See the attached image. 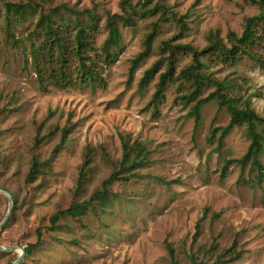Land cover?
<instances>
[{"label": "rangeland", "instance_id": "1", "mask_svg": "<svg viewBox=\"0 0 264 264\" xmlns=\"http://www.w3.org/2000/svg\"><path fill=\"white\" fill-rule=\"evenodd\" d=\"M8 1L27 0H0V8ZM121 1L48 0L46 7L65 3L91 8L104 25L108 14L121 12ZM138 1H148V8L161 2L182 21L160 22L151 51L130 82L131 60L144 49L160 14L122 26L123 51L105 71V89L41 90L31 62L0 32V187L13 194L17 206L0 230V243L25 247L36 241L42 228L44 243L25 253L22 264H171L166 242L174 247L178 264H192L191 254L204 264H264V180L250 163L235 160L224 173L226 161L242 157L249 148L246 124L235 126L219 147L221 131L211 134L229 123V111L211 100L202 106V121L195 128L190 114L195 101H182L188 84L180 81L169 84L156 113L149 101L166 61L150 84L139 88L145 70L169 54L161 49L163 41L204 48L211 31L227 41L230 31L241 35L245 17L259 14L262 6L252 0H132ZM25 30L26 25L20 26L17 33ZM106 36L103 29L98 46ZM253 52L264 59V34ZM200 59L207 63L205 73L235 80L228 94L237 97L239 105L249 101L264 116V68L257 61L247 56L235 64L209 56ZM191 62L189 52L179 55L176 74ZM121 135L142 142L148 162L132 170L128 179L114 180L112 200L105 207L61 217L51 228L55 212L89 199L119 169ZM89 147L93 154L88 177L78 190ZM33 158L42 163L41 171L28 178ZM260 160L264 164V152ZM8 209L9 195L0 190L1 221ZM18 255L6 252L0 264L12 263Z\"/></svg>", "mask_w": 264, "mask_h": 264}, {"label": "trees", "instance_id": "2", "mask_svg": "<svg viewBox=\"0 0 264 264\" xmlns=\"http://www.w3.org/2000/svg\"><path fill=\"white\" fill-rule=\"evenodd\" d=\"M252 1L261 5L262 11L257 15L245 17L241 35L230 31L226 41L217 32L211 31L208 37L209 44L204 48L190 43L176 44L169 40L163 41L161 49L168 51L169 54L159 58L145 70L139 81V88L144 89L149 85L156 73L159 72L160 65L166 61V70L160 72L149 105H152L154 111L159 113V105L166 97L169 84L176 81H180L181 85L188 84V88L181 98L185 104L195 101L190 109V114L194 116L195 128H197L202 121V106L211 100L217 101L220 107H225L231 115L226 126L213 129L212 137L216 131H221L218 137V146L221 147L225 136L239 125L246 124L247 133L251 139L249 148L242 157L226 161L224 173L228 172V166L234 160L242 165L250 163L262 181L264 180V164L261 162L260 156L264 152V116L259 115L249 101L239 105V99L228 94V91L234 88L235 80H219L210 73H205L203 68L207 63L200 59L202 56H209L224 63L235 64L247 56L264 68V59L253 52L264 34V0ZM47 2L48 0L8 1L4 2L3 8H0V19L2 20L0 32L4 33L8 44L20 49L25 60L31 62L37 75L39 87L43 91H48L52 87L81 90L107 88L105 71L118 61L123 51L122 26L131 27L138 17L154 16L159 13L160 16L152 23V30L145 38L144 49L131 60L130 82L136 68L149 55L152 43L159 31L160 22L172 19L179 24V21H182L161 2L148 8V1H138L133 4L132 0H122L120 3L121 12L108 14L104 25L101 24L99 15L91 8L78 9L65 3L46 7ZM24 25H26L25 32L17 33L18 28ZM182 26L185 28L186 23L182 22ZM103 29L106 30L107 36L102 45L98 46L97 38ZM186 52L192 55V62L176 74L175 64L178 57ZM211 86H214L215 89L210 91L207 96L201 97L200 95ZM68 130V128L64 129L63 139L66 138ZM121 140L123 154L119 161V169L113 171L108 178L103 180L101 188L95 189L89 199L74 202L68 208L55 212L51 216V228H54V224L61 217H79L87 214L89 209L94 210L97 206L105 207L112 200L110 185L114 180L128 179L132 170L144 166L148 162V150L142 142L131 141L128 135H121ZM57 149L58 147L55 150ZM92 154L93 148L89 147L78 179V190L82 189L84 181L88 177V165L92 160ZM41 166L42 163L33 158L28 178H34L41 171ZM121 171H124L125 175H120ZM14 203L13 208H17L15 197ZM199 227L198 223L196 234L199 232ZM44 241L42 228H38L36 241L25 246L26 255H30L35 249L40 248ZM166 246L171 264H178L174 247L170 242H166ZM5 253L0 250V257ZM189 257L192 264H204L194 254Z\"/></svg>", "mask_w": 264, "mask_h": 264}, {"label": "water", "instance_id": "3", "mask_svg": "<svg viewBox=\"0 0 264 264\" xmlns=\"http://www.w3.org/2000/svg\"><path fill=\"white\" fill-rule=\"evenodd\" d=\"M0 190L1 191H5L9 195V209H8L7 214L3 218V220L0 222V230H1L5 226V224L7 223L8 219H9L11 213H12L13 206H14V201H13V194L10 191L6 190L3 187H0ZM0 250L6 251V252H13V251H18L19 252V255H18L17 259L15 261H13L12 263H10V264H19L22 261L24 255L26 253L25 247L24 246H19V245L12 246V247H6V246L0 244Z\"/></svg>", "mask_w": 264, "mask_h": 264}]
</instances>
